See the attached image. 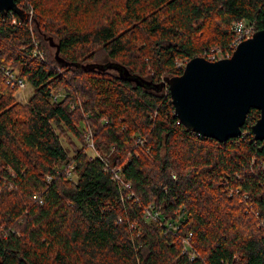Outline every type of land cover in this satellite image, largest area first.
I'll return each mask as SVG.
<instances>
[{"label": "trees", "instance_id": "16d2710c", "mask_svg": "<svg viewBox=\"0 0 264 264\" xmlns=\"http://www.w3.org/2000/svg\"><path fill=\"white\" fill-rule=\"evenodd\" d=\"M14 1L0 67L33 93L0 71V264H264L259 110L220 142L176 123L162 84L230 54L235 23L264 29V0Z\"/></svg>", "mask_w": 264, "mask_h": 264}, {"label": "water", "instance_id": "95a60500", "mask_svg": "<svg viewBox=\"0 0 264 264\" xmlns=\"http://www.w3.org/2000/svg\"><path fill=\"white\" fill-rule=\"evenodd\" d=\"M7 11L26 17L14 0H0V13ZM162 84L168 87L174 114L190 130L220 142L237 138L255 108L260 116L250 131L253 139L264 140V29L241 40L228 57L188 59L180 74Z\"/></svg>", "mask_w": 264, "mask_h": 264}, {"label": "built area", "instance_id": "2783aa9c", "mask_svg": "<svg viewBox=\"0 0 264 264\" xmlns=\"http://www.w3.org/2000/svg\"><path fill=\"white\" fill-rule=\"evenodd\" d=\"M30 12H32V11H30ZM234 30L236 31V36H235V39L230 43L231 52H232L233 48H235L241 40L251 37L253 35V33L256 31L254 25L251 22H247L245 20H241L240 22L235 23L234 24ZM230 54H227L226 56L222 55L221 57H228V56H230ZM218 58L219 57L215 56L213 52H211L209 54V60H216ZM0 69H1L0 71H2L3 76L6 78V80L8 82H11L12 84L16 85V87H17L16 91L17 92L18 91L25 92L24 94L20 95V99L17 98L18 97L17 94H16L15 98H17L18 101H20V102H26L27 100H21V99H24V97H25V94H26L25 88L27 87V84L29 82L25 78L20 77L17 74V72L14 69H12V67H0ZM28 86H29V88H32L30 86V84H28ZM179 122H180V120L178 119L176 121V123H179ZM90 135H91V133H88L85 137L90 142V144H92V141L90 139ZM111 171L113 172V175L116 179H118V180L121 179L120 177H118L119 174L117 171H114L113 168H111ZM173 177H175L174 174H173ZM119 181H120L122 186H125L129 189V184L124 183L123 180H119ZM130 195H132V193ZM144 215L148 219H152L154 217V219H152V220L163 221V225L166 227L167 230H172L176 227L175 222H173L172 219L171 220H162L160 217H158L159 213L156 210H154L151 206H147L144 209ZM167 223H169V224H167ZM183 241L185 244L188 243L186 239H184ZM192 256L193 255H191L190 257H192Z\"/></svg>", "mask_w": 264, "mask_h": 264}, {"label": "rangeland", "instance_id": "374dc122", "mask_svg": "<svg viewBox=\"0 0 264 264\" xmlns=\"http://www.w3.org/2000/svg\"><path fill=\"white\" fill-rule=\"evenodd\" d=\"M60 2H62V0H59ZM53 48V49H52ZM52 48H50V51H53V53H54V47H52ZM213 51V53H214V55L215 56H217V57H219V58H221V56H222V54L217 50V49H215V50H212ZM203 57V56H202ZM205 58H207V59H209V55H207V57H205ZM182 65H183V63H184V61H182V62H180ZM185 64V63H184ZM184 66V65H183ZM15 70V69H14ZM16 71V70H15ZM17 72V71H16ZM18 74V73H17ZM17 90V89H16ZM25 91H26V94H25V97H24V99H21V100H28L27 98H29L31 95H32V93H33V88H29V86H28V84H27V87L25 88ZM17 91H15L14 92V96H16V94H17V98H19L20 99V95L21 94H24L25 92H22V91H18L17 93H16ZM27 102V101H26ZM25 102V103H26ZM89 143V145L90 146H92V144H90V142H88ZM63 144H65V146L68 148L69 146H68V144L66 143V141L65 140H63ZM262 166L264 167V162H262ZM152 219H154V217L152 218ZM152 219H149V220H152ZM161 222H163V221H161ZM167 224H169V223H167Z\"/></svg>", "mask_w": 264, "mask_h": 264}]
</instances>
